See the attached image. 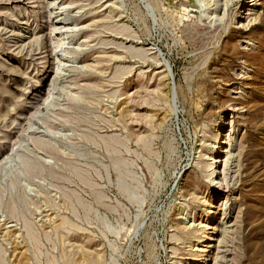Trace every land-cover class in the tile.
I'll list each match as a JSON object with an SVG mask.
<instances>
[{"label": "rangeland", "instance_id": "1", "mask_svg": "<svg viewBox=\"0 0 264 264\" xmlns=\"http://www.w3.org/2000/svg\"><path fill=\"white\" fill-rule=\"evenodd\" d=\"M48 2L0 0V264H264V0Z\"/></svg>", "mask_w": 264, "mask_h": 264}, {"label": "bare ground", "instance_id": "2", "mask_svg": "<svg viewBox=\"0 0 264 264\" xmlns=\"http://www.w3.org/2000/svg\"><path fill=\"white\" fill-rule=\"evenodd\" d=\"M55 1L56 0H49L48 7L52 8L51 10H52L53 13H51V16L55 17L54 19H56L55 21L54 20H52V21L57 22V23H54V27H53L55 34L60 36V43L58 44L57 47H62L64 45L65 46H69V42L67 41L68 40L67 31H71L72 28L69 27V23H67L68 22L67 20L60 18L61 15H62L61 12L62 11L65 12V10L60 8V7H58L57 5L54 6L55 5ZM257 2H258V0H247V4H254L255 5V4H257ZM67 53L71 54V52H69V51H67ZM62 71H63V67H61V64H59L57 66V68H56V74H55L53 80L51 81V84L49 85L50 86V91H49V94H48V98L46 99V102H45L46 105L49 103L50 100L53 99L54 92L58 89L57 86H58L59 74ZM212 161H213V164L218 162L216 159H213ZM1 163L2 162H0V164ZM214 175H215V173H214ZM212 182H214V180ZM208 213H210V212H208ZM208 228H209L208 224H206V223H202L201 224L200 229L202 231L205 232ZM204 238H208V237L204 236Z\"/></svg>", "mask_w": 264, "mask_h": 264}]
</instances>
